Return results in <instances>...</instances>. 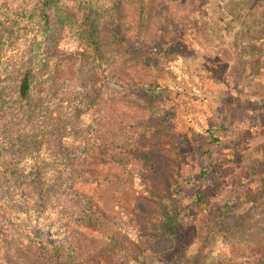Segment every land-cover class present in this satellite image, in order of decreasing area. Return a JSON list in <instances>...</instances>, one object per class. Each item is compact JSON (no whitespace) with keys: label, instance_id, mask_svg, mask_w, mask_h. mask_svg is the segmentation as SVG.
Returning a JSON list of instances; mask_svg holds the SVG:
<instances>
[{"label":"rangeland","instance_id":"374dc122","mask_svg":"<svg viewBox=\"0 0 264 264\" xmlns=\"http://www.w3.org/2000/svg\"><path fill=\"white\" fill-rule=\"evenodd\" d=\"M151 7L153 24L137 40L138 49L148 47L144 53L110 54L102 47L93 65L74 74L94 98L79 102L73 119L66 114L68 104H61L58 127L38 128L34 146L9 160L21 171L36 168L41 177L66 173L65 185L47 199V220L22 226L56 244L75 232L86 201L70 202L67 167L75 164L81 172L93 149L127 152L132 137L144 163L136 169L129 165L133 177L102 166L104 183L94 185L88 198L100 205L105 225L125 227L133 219L137 230L122 251L97 264H161L160 258L172 257L170 238L161 236L169 230L144 235L151 224L164 226L167 210L179 216L174 252L201 251L215 260L250 233L257 238L249 220L264 211V0H152ZM52 32L43 27L44 37L28 45L36 68L44 64L45 53H52ZM48 111L53 108L43 114ZM204 170L207 179L199 177ZM7 172L0 164V176ZM207 189L214 194L216 218L223 220L204 242L191 204ZM128 205L139 208L138 219L116 208Z\"/></svg>","mask_w":264,"mask_h":264},{"label":"trees","instance_id":"16d2710c","mask_svg":"<svg viewBox=\"0 0 264 264\" xmlns=\"http://www.w3.org/2000/svg\"><path fill=\"white\" fill-rule=\"evenodd\" d=\"M139 3L144 7L138 6ZM151 3L152 0H96L94 4L92 0H0V164L8 169L0 176V264H97L114 256L115 250L122 251L126 238L136 229L133 219L122 224L125 227L117 223L105 225L100 205L92 197L88 198L94 185L104 183L102 180L106 176L101 171L102 166L121 168L122 173L128 172L133 177L132 169L144 163L146 157L133 144L132 137L128 143L133 146L127 152L93 149L90 158L83 162L81 172L76 173L75 164L67 167L71 177L70 202L77 206V200L86 201L77 216L75 232L56 244L30 235L22 226L47 220L50 209L46 207L47 199L65 185L66 173L65 176L41 177L36 168L26 167L21 171L17 169V163H9V160L19 150L34 146L38 128L56 124L55 115H62L61 104H68L66 114L73 119L79 102L94 98L95 95L86 89L87 84L76 81L74 74L93 65L99 59L102 47L110 54L123 55L134 50L144 53L148 47L138 49L137 40L141 33L147 34L153 24ZM100 7L102 9L98 11ZM43 27L53 28L52 53H45L44 64L36 68L28 45L44 37ZM152 60L154 58L150 57L147 63L151 64ZM59 72L63 74L58 75ZM51 73L53 77L49 78ZM61 95L78 101L63 102ZM46 107L53 111L43 114ZM122 146L124 143L119 147ZM208 175L204 170L199 177L207 179ZM209 191L196 193L191 204L193 212H198L195 218L200 216L199 233L206 235L204 242L211 233L220 230L214 225L223 220V217L216 218L219 211L213 210L216 202H210L214 194H208ZM231 200L225 205L229 207ZM261 204L263 207L264 203ZM116 208L119 212L123 210V214L129 210L132 216L129 218H139V208L133 205ZM169 212L167 210L163 215L165 227L151 224L144 233L151 237L159 231L169 230L161 236L170 238L172 257L160 258L161 264H264V211L249 220L250 227L259 232L257 238L250 233L249 238L233 244L226 256L215 260L204 258L201 251L188 255L174 252L179 216L175 210L172 215Z\"/></svg>","mask_w":264,"mask_h":264}]
</instances>
